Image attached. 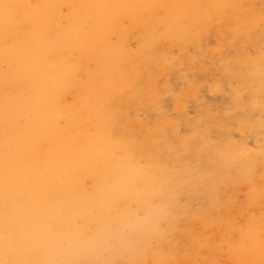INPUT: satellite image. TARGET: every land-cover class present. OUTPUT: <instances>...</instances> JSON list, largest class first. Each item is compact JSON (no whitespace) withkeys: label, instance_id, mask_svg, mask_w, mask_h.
I'll return each instance as SVG.
<instances>
[{"label":"rangeland","instance_id":"rangeland-1","mask_svg":"<svg viewBox=\"0 0 264 264\" xmlns=\"http://www.w3.org/2000/svg\"><path fill=\"white\" fill-rule=\"evenodd\" d=\"M63 58L46 105L94 160L56 176L41 143L20 168L35 161L55 180L41 209L90 215L94 258L76 264H246L242 234L264 230V0H147ZM110 219L123 232L110 226L105 249L95 234Z\"/></svg>","mask_w":264,"mask_h":264},{"label":"bare ground","instance_id":"bare-ground-1","mask_svg":"<svg viewBox=\"0 0 264 264\" xmlns=\"http://www.w3.org/2000/svg\"><path fill=\"white\" fill-rule=\"evenodd\" d=\"M146 3L147 0H0V87L22 86L16 97L0 91V264H76L93 260L91 234L84 233L86 223H91L90 215L77 210L63 216L55 208L41 209L40 193H53L55 180L44 165L32 161L23 170L20 162L31 159L37 144L42 143V159L47 162L44 164L56 176L63 174V165L88 172L94 155L72 147L73 140L59 131L54 109L46 105L45 97L55 79L67 75L64 54L85 52L88 41L107 34L120 17L145 11ZM171 20L175 21V15ZM113 52L115 55L117 50ZM19 133L23 136L19 137ZM126 177L113 173V182L121 191H125L122 184ZM103 196L100 193L96 201L99 213L110 208L101 202ZM123 203L122 216L128 219L129 199ZM110 226L116 234L123 232L112 219L98 224L95 235L105 249L112 239ZM263 235L264 230L258 228L242 234L243 250L236 253H242L240 260L264 264ZM62 241L68 242L65 253L59 249Z\"/></svg>","mask_w":264,"mask_h":264}]
</instances>
